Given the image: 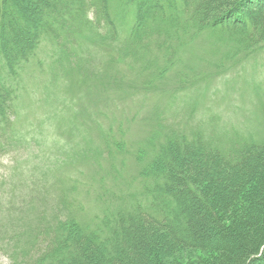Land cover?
I'll list each match as a JSON object with an SVG mask.
<instances>
[{"label":"rangeland","instance_id":"1","mask_svg":"<svg viewBox=\"0 0 264 264\" xmlns=\"http://www.w3.org/2000/svg\"><path fill=\"white\" fill-rule=\"evenodd\" d=\"M7 8L12 13V5ZM73 39L74 57L61 61L54 42L43 41L18 80L17 145L0 155V264L34 256L53 222L87 228L131 195L138 198V155L153 156L169 129L209 135L219 128L264 139V45L236 52L226 39L205 34L143 60L123 41L105 46ZM0 75V85L11 87ZM219 201L212 198L218 206L213 212L231 238L216 239L207 251L175 255V264H234L238 257L236 264H257L248 257L264 245V199L250 204L245 196L230 206ZM156 256L159 264L166 261L165 253Z\"/></svg>","mask_w":264,"mask_h":264},{"label":"trees","instance_id":"2","mask_svg":"<svg viewBox=\"0 0 264 264\" xmlns=\"http://www.w3.org/2000/svg\"><path fill=\"white\" fill-rule=\"evenodd\" d=\"M245 4L248 11L243 13ZM40 18L51 24L42 25ZM62 18L66 20L59 21ZM67 23L76 26L68 28ZM205 34L226 39L236 52L258 49L264 45V4L254 0H0V70L4 84L13 83L6 88L0 85V155L12 153L17 145L13 132L18 80L21 83V72L43 41L54 42L57 61L74 57V36L105 46L123 41L128 51L144 60L152 52L169 50L175 43L188 45ZM164 59L169 62L167 55ZM138 160L143 179L138 198L131 195L122 208L87 228L53 222L50 233L45 229L41 234L47 237L40 238L42 248L39 245L23 264H159L156 253L167 255L163 264H175V255L207 251L216 239L231 238L213 212L212 198L225 206L245 196L250 204L264 199V139L222 133L219 128L209 135L201 129L189 133L169 129L158 151L147 160L138 155ZM33 234L39 235L35 230ZM238 247V252L244 249L242 244ZM257 250L258 255L248 258L259 264L264 261V245ZM238 258L234 264L240 263Z\"/></svg>","mask_w":264,"mask_h":264}]
</instances>
